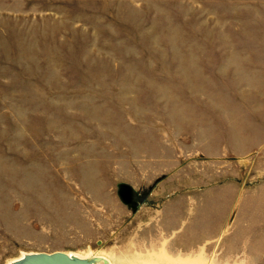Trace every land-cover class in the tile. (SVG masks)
I'll return each instance as SVG.
<instances>
[{"label":"rangeland","instance_id":"374dc122","mask_svg":"<svg viewBox=\"0 0 264 264\" xmlns=\"http://www.w3.org/2000/svg\"><path fill=\"white\" fill-rule=\"evenodd\" d=\"M57 249L264 264V0H0V264Z\"/></svg>","mask_w":264,"mask_h":264},{"label":"water","instance_id":"95a60500","mask_svg":"<svg viewBox=\"0 0 264 264\" xmlns=\"http://www.w3.org/2000/svg\"><path fill=\"white\" fill-rule=\"evenodd\" d=\"M117 194L120 199L127 204L135 207L137 200L135 197L134 189L127 183H119L117 188ZM139 198V200H141ZM102 259V262L106 264L104 258L98 256H78L71 254L70 251L64 250H52V251H26L20 257H17L12 261V264H93V261Z\"/></svg>","mask_w":264,"mask_h":264},{"label":"bare ground","instance_id":"6f19581e","mask_svg":"<svg viewBox=\"0 0 264 264\" xmlns=\"http://www.w3.org/2000/svg\"><path fill=\"white\" fill-rule=\"evenodd\" d=\"M70 253H71V254H74V255L81 256V255H79V253L77 254V253H74V252H71V251H70ZM90 253H91V252H90ZM92 253H93V252H92ZM22 254H24V252H22L18 257H20ZM86 256H88V254H86ZM92 256H98V257H100V258H104V259L109 258V257H107V256H105V255H102V254H100V253H97V252H96L95 254H93ZM105 257H107V258H105ZM14 259H16V258H14ZM14 259L10 260V261L8 262V264H12V261H14ZM109 259H110V258H109ZM93 264H104V263L102 262V259H99V260H95V261H93ZM106 264H113V262H112L111 259H110V260L107 259Z\"/></svg>","mask_w":264,"mask_h":264}]
</instances>
